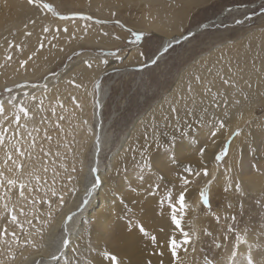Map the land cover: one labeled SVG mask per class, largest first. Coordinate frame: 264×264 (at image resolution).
<instances>
[{
	"label": "rangeland",
	"instance_id": "1",
	"mask_svg": "<svg viewBox=\"0 0 264 264\" xmlns=\"http://www.w3.org/2000/svg\"><path fill=\"white\" fill-rule=\"evenodd\" d=\"M43 3L51 4L54 10L38 6ZM62 16L72 18L61 19ZM238 20L241 23L238 24ZM73 22H79L84 29L76 30ZM205 24L208 27L201 33L184 41L178 39L167 53L159 54L166 38L186 35ZM0 26L4 27L0 41L5 35L6 39L22 35L27 39L33 34L39 40L38 43L33 42V46L48 52L44 56L46 60L41 61L37 68L44 64L49 70L26 87H39L78 57L90 53L102 56L113 53L108 55L111 58L109 62L118 66L120 71L118 75L106 74L103 82L110 85L104 117L107 121L112 120L107 130L109 148L101 155V176L105 179L103 190L109 198L101 199V213L93 216L97 222L93 221L86 230L88 233L84 238L88 243L81 250L80 258L65 264H77V261L79 264H110L102 255L105 251L116 256L118 264H142L147 257L157 263L158 256L164 260L163 264H205V258L213 264H232L233 251L237 253L235 264H247L249 254L254 264H264V101L253 106V114L233 129L234 121L230 116L234 114L214 121L205 113L201 106L203 102L195 91L197 103L193 106L198 107L195 111L199 114H180L185 117L179 124L171 120L174 126L168 124V128L155 131L157 136L154 133V138L147 141L145 153L148 155L144 157V166L135 168L130 174L121 170L120 164L127 159L129 146L112 172L107 173L105 169L110 167L113 153L122 148L132 127L160 101L169 98L180 82L188 85L190 78L223 60L236 70L246 62V54L254 56L249 51L264 50V0H37L36 5H29L27 0H0ZM49 30L54 36L51 33L48 37ZM129 30L142 33L143 40L135 42ZM53 40H57L58 45L54 50ZM13 47L14 51H22L23 54L28 51L14 42ZM50 51L64 52L60 57ZM132 52L137 54L130 57ZM157 54L161 58L157 59ZM127 65L137 67L126 72L122 68ZM15 89L0 88V101L12 98ZM182 93L186 94V89ZM77 95L75 93L70 98V114L57 120L51 133L54 135L51 140L59 137L69 139L68 154L61 148L63 144L58 143L61 152L52 160L58 164H51L50 161L40 172H35L41 160L35 162V168L30 171L26 182L28 185L25 184L31 196L25 203L21 202L25 206L20 208V213H16L17 223L11 226L10 218H1L4 221L2 225L10 228L7 233L10 236L2 239L0 235V246L12 257L2 262L0 256V264L13 263V255L21 249V239L29 237L25 236L27 232L39 229L36 227L38 221H50L63 212L60 197L64 191L65 197L70 194L72 182L83 163L79 152L85 151L80 150L78 142L82 117L79 114L80 103L74 101ZM87 110L88 127L82 130L83 134H89L94 125L89 115L90 106ZM41 115L45 116L38 113L34 121H41ZM67 125L70 126L68 133L65 132ZM237 132L239 135H236ZM42 136L45 142L44 134ZM223 140H226L223 150L213 154ZM225 148L227 155L217 161L216 156L222 154ZM47 153H29L28 158L33 161L35 155L44 157ZM85 157L86 163H89L90 152ZM164 158L167 159L164 161ZM205 158H209V163L203 160ZM212 163L217 167L213 169ZM141 171L143 174L139 177L143 179L140 183L134 172ZM180 191H185L186 204L185 210L180 213L182 228L189 233L191 243L178 248L177 256L173 257L168 242L173 236L177 240L183 237L172 223L171 209L166 201L169 193L175 200ZM161 200L166 210L162 208ZM97 202L98 205L89 211L91 214L99 210L101 202ZM21 203L10 205L17 207ZM132 211L141 216L132 214ZM34 212L36 215L30 217ZM159 214L160 220L156 217ZM131 215L136 216L134 221H131ZM138 217L142 220L137 222ZM78 220L74 221L76 227L81 226V219ZM70 222L56 229L58 233L55 231L51 247L52 243L54 248L59 242L58 234L61 235ZM46 224L41 227L44 229L40 234L41 240H45ZM139 225L145 227L147 236L140 232ZM152 236L156 237V244H153ZM237 237L245 243H239ZM238 243L239 247H236Z\"/></svg>",
	"mask_w": 264,
	"mask_h": 264
},
{
	"label": "bare ground",
	"instance_id": "2",
	"mask_svg": "<svg viewBox=\"0 0 264 264\" xmlns=\"http://www.w3.org/2000/svg\"><path fill=\"white\" fill-rule=\"evenodd\" d=\"M54 23L55 22H53V24ZM59 23L70 24L72 22ZM73 25L77 26L76 30L78 31L83 28L79 24V22H73ZM3 31L4 27L0 26V33H2ZM51 33L52 30H49L47 33L48 37L51 35ZM32 35H28L27 39H25L26 37L23 38L25 35H22V37L20 38L13 37L6 39L7 35H5L3 40L0 41V88H16L14 90V95L12 96V98L6 100L4 99V101L2 99V101H0L4 104L5 107V115L3 117L0 116L3 120V123L0 124V131H2L5 127L8 128V132L4 137V144L0 145V173H3V175L0 176V233H3V230L7 229V232L2 234V239H6L10 236L7 235L8 231H10V228H7L8 225H2L4 221L1 218L11 219V216L13 214L16 215V213H20V208H23V206H25V201H27L31 196L29 194L30 189L25 184H27L26 182L30 177V171L35 168L34 163L41 160L35 172H40L42 168L50 161L51 164H58L57 162L52 161L53 158L57 157V154L61 152L58 149V143L63 144L61 145V148L65 149L66 155L68 154L67 150L69 146V139L63 140L62 137H59L60 139L51 140L52 136H54L51 133L52 128L56 125V121L60 120L62 116L65 117V115L70 114V112L72 111L70 107V105H72L70 98L73 94L78 93V95L74 98V101H78L80 103L79 114H81L82 117V121L80 122L78 127V142L80 145V150L84 149L85 151L79 152V154L81 155L80 158L83 159V163L80 165V170L75 176L74 181L72 182V185L70 187V194L65 197L66 191H64L61 196L63 197V201L61 202L60 200V204H63L64 206L63 212H61L57 218L53 219V217V220L51 219L50 221L43 222H47V224L45 225V235H43L45 236V240L44 238L41 240L40 237V234H43L44 231V229H42L41 227L44 225H42L43 223H40V221H38L36 227L39 229L37 231L35 230L29 233L27 232L25 236L29 237H24L21 239V243L19 244L21 245V249L13 255V263L9 260L11 264H36L38 262H41L40 264H65L74 260H78L80 258L81 250H83L84 245L88 243L87 239L84 238L85 233H88V231L86 230H89L93 221L97 222L95 220L96 218H94L93 216L101 213L99 212L103 208L101 199L109 198L108 193L104 192L103 190L105 188V179L101 176V155H103V152L107 150V148H109L107 147L109 141H106L107 130L109 128V125L112 123V120L107 121L104 117L105 105L109 97L110 85H107L103 82L105 76H107L108 74L118 75V72L120 71H118V66L113 65L112 62H109L111 58H109L108 55L102 56L90 53L78 57L75 62L68 64L64 70L59 72V74L54 77L48 78L39 87H26L28 84L38 79L40 75H42L43 73L45 74V72L49 70V67L45 66L44 64L42 65L43 68H37L41 61L43 62L46 60L45 54L47 55L48 52L41 50L39 51L38 48H36V45L33 46V42L38 43L39 40L37 37H34ZM185 36L186 35H182L176 38H166L165 42L159 50V54H164V52L161 53L163 48L176 43L175 41H177L178 39H184ZM12 41L16 44H19V46L23 45L28 49V51H25V54H23L22 51H14ZM46 42L49 43V41ZM28 44L31 45L28 46ZM53 45L52 49L54 50L55 47L58 46L57 40H53ZM63 52L64 51H50L49 53H57V56H60ZM68 52L69 51H65L66 54ZM250 52L254 53V56L246 54V62L242 63L241 65H239V63V66L238 68H236V70L230 67V64L228 62L226 63V60H223L211 64L210 66L206 67V69L198 73V76L202 77L203 82H210L212 91L214 93H217L215 101H213L211 93L205 94L202 85L196 84L194 77L190 78L191 82L195 86V91L199 94L198 98H200V100L203 102L201 106H203L204 110L206 109L205 113L208 116H211L214 121H220L226 116L234 114L230 116V118L234 121L233 129L239 127V125L248 117V115L251 116L253 114V106H256L257 103L264 101V50L249 51V53ZM136 54V52H132L130 57L135 56ZM9 56L11 57L10 60L7 59V57ZM157 56V59L161 58L158 54ZM29 57H31V59H29ZM89 63L91 64V67H89ZM143 65L145 66L146 64L144 63ZM136 67L137 66L135 65H127L122 69H124V71L126 72L129 71V69L130 71H134ZM209 69H211V72H209ZM221 76L229 79L231 81V84H234L235 87H232L231 85H225L220 79ZM186 86L187 85H184L182 84V82H180V84L177 85L176 88H174V90L170 93V95L168 96L169 98L162 100V102L160 101L159 104H157L152 110H150L145 116L142 117L139 123L135 124L136 126L132 127L129 132L130 134L123 142L122 148L116 153H113L110 167L105 168L107 170V173L113 171L114 165H116L117 160L129 146L131 147V149L128 151L129 155L126 160H123L121 162V170L126 171L127 174H130L129 172H133L135 168L144 166V157L148 155L145 153V148L147 145V142L144 139L145 129L151 127L154 117L155 122L159 125L156 128V131L166 129L168 128V126H170L168 124H172L171 120L166 123L162 119V114L167 113L170 104L176 98L184 94L182 93V91L186 89ZM33 96L36 97L35 100L31 99ZM21 101L24 103V106L29 109L30 116L29 119L25 120L23 118V115L21 114L20 124L25 125V127L23 128H21L19 125H16L15 123H12V121H14L15 119L16 113L14 105ZM41 101H43V103H41ZM89 106L91 108V112H89V115L92 118V122L94 125L89 134H83L82 130L88 127L86 113L88 112L87 109ZM177 107L181 109L180 114L184 115V102L181 101V103L177 105ZM187 107L189 110L194 111L195 114H199L195 111L198 107L193 106L190 101L188 102ZM59 112L61 113V116L59 115ZM38 113H43V115L45 116L43 117L41 115V121H34L35 115H38ZM4 117H7V119H4ZM174 124L172 125L174 126ZM69 128L70 126L67 125V129L65 130L66 133L70 132ZM142 128H144V132H141ZM163 132H161V134H163ZM156 133L155 136H157ZM42 134H44L45 136V142L42 141ZM152 135L153 134L150 132L149 139L153 137ZM225 141L223 140L222 144L220 146H217L218 149L214 151L213 154L223 150ZM85 146H87V148H85ZM17 147L20 148V153L16 152ZM132 149H135V151H132ZM40 151H48V153L44 157L41 156V154H37L33 157V161H30V159L28 158V154L37 153ZM84 152L85 154L90 152L91 161L89 163H86ZM9 156H11L12 158L8 159ZM162 159L163 158H161V161ZM166 159L164 158V161ZM208 159L209 158H205L203 160L209 163ZM212 166L213 169L214 166L217 167L215 163H212ZM92 169H96L97 171L93 172ZM134 173L137 177V181L139 179V182L141 183L142 179L139 176L143 174V171H141L140 173ZM131 175L134 176L133 173ZM97 177L100 179V184L95 187L93 191H91V195L89 196L87 195V193L92 188V185ZM113 178L114 177H112L111 179L113 180ZM8 180L15 181V184L9 185L7 183ZM21 184L25 185V188L23 189L24 197H21L19 195L21 191ZM13 190H16L18 192L14 193ZM12 193H14V195H12ZM9 195L11 196L10 199ZM198 198L200 197L198 196ZM85 199L88 200V203L86 205L83 203ZM23 201L24 203H21ZM97 201L101 202V206H98L99 210H95V214H91L89 211L93 207L98 205ZM135 202L136 201H134V203ZM166 202L168 203V200ZM14 203H21V205L17 207L10 205ZM5 205L8 206L7 209H5ZM132 206L135 207L134 204H132ZM162 208L164 209V205H162ZM73 213H75V216H73V220L69 224L65 225L66 228L61 235L58 234V236H60L59 242L61 237L67 236L71 240V243L67 248L57 253L59 257L58 262L54 261L51 254L56 251V246L59 242L56 243L54 248L53 243L52 247L50 246L54 238L53 235H56V229L60 228L62 225V227H64L66 218ZM135 213V211H132V214ZM35 215L36 213L34 212L30 217H33ZM135 215L137 216L138 214ZM135 215L134 217L136 218ZM160 216L161 214L156 216L158 220L162 219L160 218ZM134 217L132 216L131 221H134ZM139 217L137 218V222L139 221L138 219H141ZM78 219H81L80 227H76L74 222ZM17 220L16 222H13L11 219V226L15 225L17 223ZM56 233H58V231H56ZM0 249L2 250V253H0L2 262H5L6 259L12 257L5 253L2 245L0 246ZM156 262L157 263H154V261L150 257H147L142 264H163L164 260L161 259L160 256H158V260Z\"/></svg>",
	"mask_w": 264,
	"mask_h": 264
},
{
	"label": "snow or ice",
	"instance_id": "3",
	"mask_svg": "<svg viewBox=\"0 0 264 264\" xmlns=\"http://www.w3.org/2000/svg\"><path fill=\"white\" fill-rule=\"evenodd\" d=\"M27 3L29 5H36L37 4V0H27ZM38 6L39 7H43L45 9L54 10V9H52V5L48 4V3L39 4ZM71 18L72 17H63V16L61 17V19H71ZM83 18L84 19H89V17H83ZM237 23L239 24V23H241V21L238 20ZM45 31H47V29H45ZM129 31L131 32V30H129ZM131 35L134 37V41L135 42H140V41L143 40L142 33L131 32ZM168 51H169V48H167V47L163 48V52L164 53H167ZM112 54L113 53H108V55H112ZM141 55H144V53H141ZM7 59L10 60L11 57L9 56V57H7ZM29 59H31V57H29ZM152 63L155 64L156 60L153 59ZM21 66H23V65H21ZM89 67H91L90 63H89ZM209 72H211V69H209ZM220 79L223 81V83L225 85H231L232 87H235L234 84H231V81L229 79H226L223 76H221ZM194 80H195L196 84L202 85L205 94L211 93L213 101H215L217 93H214L212 91V88L210 87V82H203L202 77H200V76H195ZM6 91L10 92L11 89H6ZM31 99L35 100L36 97L33 96ZM181 101L184 102V106H185L184 107V115L185 116H193V115H195V112L189 110L188 107H187L189 101L193 105H195L197 103V101L195 99V86H194V84L191 81L187 85L186 94H183L180 97L176 98L170 104L167 113L162 114V119L166 123L169 122L170 120H175V122L177 124H179L181 122V120H182V117L180 115L181 109L179 107H177V105H179L181 103ZM41 103H43V101H41ZM14 107L16 109V113H15V119H14V121H12V123H15L16 125H19L21 128H23V127H25V125L20 124L21 114L23 115V118L25 120L29 119L30 118L29 109L24 106V103L22 101L17 103L16 105H14ZM205 111H206V109H205ZM4 112H5L4 104L2 102H0V116H3ZM4 119H7V117H4ZM158 126L159 125H158V123L155 122V117H154L151 127L150 128H146L145 132H144V139H145L146 142L149 139V133L150 132L153 134V138H154V133H155L156 128ZM221 127H223V122H221ZM7 132H8V128L7 127L3 128V130L0 131V145L4 144V137H5V134ZM29 135H30V133H29ZM213 135H215V133H213ZM236 135H239V132H237ZM97 143H99V142H97ZM132 151H135V149H132ZM16 152L17 153L21 152L19 147L16 148ZM201 154H203V152H201ZM225 155H227V149L226 148H225V150H224V152L222 154L216 156V160L220 161L221 159H223V156H225ZM11 158H12L11 156L8 157V159H11ZM92 171L95 172L97 170L96 169H92ZM185 171L190 172L191 169H185ZM2 175H3V173H0V176H2ZM205 175H207V170H205ZM141 179H143V177H141ZM7 183L9 185H14L15 181L8 180ZM184 183L187 184L188 181L185 180ZM99 184H100V179L97 177L96 180L94 181L93 185H92V188L88 191L87 195L90 196L91 195V191H93L95 189V187H97ZM20 188H21V191H20L19 195L21 197H24L23 189L25 188V185L21 184ZM53 195H55V193H53ZM201 195L203 197V193H201ZM167 199H168V207L171 209V220H172V223L175 225L176 229L180 230L181 235L183 237V239L177 240L175 238V236H173V237L170 238V240L168 242L169 250H170L172 256L176 257L178 248H181L184 245H188V244L191 243V238H190L189 233L185 232L183 230V228H182V216L180 215V213H183V211L186 208L185 191H180L179 194H178V197L175 200H173L172 194L169 193ZM60 200L62 202L63 201V197H60ZM204 202L205 203L207 202L206 198H205ZM83 203L86 205L88 203V200L85 199L83 201ZM160 203H161V205H163L164 201L161 200ZM4 207H5V209H7L8 206L5 205ZM73 216H75V213H73L72 215L68 216L66 218V222L72 221L73 220ZM11 219H12L13 222H16L17 216L15 214H13L11 216ZM139 230H140V232L142 234H144L146 236L148 235V233L145 231V229L143 228L142 225L140 226ZM66 231H67V229H66ZM6 232H7V229H4L3 233H0V235L4 234ZM13 235H14V233H13ZM151 240H152L153 244H156L157 241H156V237L155 236H152ZM237 240L239 241V243H245V241L242 240L240 237H237ZM70 243H71V240L67 236L61 237L60 242L56 246V251L51 254L52 259L54 261L58 262L59 257L57 255V253L61 252L65 248H67L70 245ZM239 243L236 245V247H239ZM217 247H219V245H217ZM185 251H187V249H185ZM162 254L163 253H161V255ZM102 255L104 256L105 259H107L110 262V264H118L116 256L110 254L109 252L105 251V252H103ZM236 255H237L236 251H233L231 253L232 264H235ZM246 259H247V264H254L251 254H249L246 257ZM77 264H79V261H77ZM205 264H213V261L208 260L207 258H205Z\"/></svg>",
	"mask_w": 264,
	"mask_h": 264
},
{
	"label": "water",
	"instance_id": "4",
	"mask_svg": "<svg viewBox=\"0 0 264 264\" xmlns=\"http://www.w3.org/2000/svg\"><path fill=\"white\" fill-rule=\"evenodd\" d=\"M207 27H208V25H206V24H205V25H202L199 29H197V30H195V31H193V32H190V33L186 34L185 38L182 39L181 41L187 40V39H189L190 37H193L194 35L201 33V32L204 31ZM173 44H174V43H173ZM171 45H172V44H171ZM171 45H170V46H171ZM170 46H168L167 48H169ZM161 53H163V50L161 51Z\"/></svg>",
	"mask_w": 264,
	"mask_h": 264
}]
</instances>
